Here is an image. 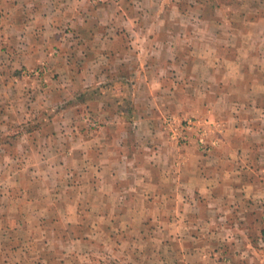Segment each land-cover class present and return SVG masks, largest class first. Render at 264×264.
<instances>
[{
  "label": "crops",
  "instance_id": "1",
  "mask_svg": "<svg viewBox=\"0 0 264 264\" xmlns=\"http://www.w3.org/2000/svg\"><path fill=\"white\" fill-rule=\"evenodd\" d=\"M94 3L0 0V264H264V0Z\"/></svg>",
  "mask_w": 264,
  "mask_h": 264
},
{
  "label": "rangeland",
  "instance_id": "2",
  "mask_svg": "<svg viewBox=\"0 0 264 264\" xmlns=\"http://www.w3.org/2000/svg\"><path fill=\"white\" fill-rule=\"evenodd\" d=\"M72 1H75V2H78V3L83 2L85 4H93V5H95L94 2H96L98 4V3H103V2L108 1V0H72ZM112 1L117 2V0H112ZM120 97H124L123 94ZM83 118L89 124L88 127H90V128H93L94 129L98 125V121L94 120V118H92L91 116L90 117L89 116H83ZM163 126H164V129H166L167 132H169L170 137H172V133L173 132H176L177 133V118L175 116H170V117L167 116L165 118V121L163 123ZM173 139H175V141H177V138H173ZM88 219L89 218H87V220ZM262 240L264 241V236L263 235H262ZM258 242H259V240H257V243ZM260 247H261V249H260ZM255 250L257 252V255L258 256H261V260L264 259V244L263 245H259V244L257 245L256 244L255 245Z\"/></svg>",
  "mask_w": 264,
  "mask_h": 264
},
{
  "label": "built area",
  "instance_id": "3",
  "mask_svg": "<svg viewBox=\"0 0 264 264\" xmlns=\"http://www.w3.org/2000/svg\"><path fill=\"white\" fill-rule=\"evenodd\" d=\"M184 122V123H183ZM180 125L181 130L177 126V133L173 132L172 137L177 138V141H181L183 143H186L188 141V132L190 129H193L195 125V121L188 119L186 121H183Z\"/></svg>",
  "mask_w": 264,
  "mask_h": 264
}]
</instances>
